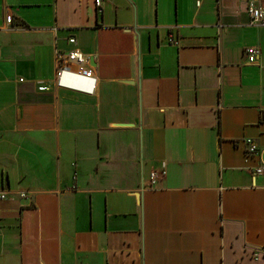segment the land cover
<instances>
[{
    "label": "crops",
    "instance_id": "obj_1",
    "mask_svg": "<svg viewBox=\"0 0 264 264\" xmlns=\"http://www.w3.org/2000/svg\"><path fill=\"white\" fill-rule=\"evenodd\" d=\"M102 1L0 0V264H264V0Z\"/></svg>",
    "mask_w": 264,
    "mask_h": 264
},
{
    "label": "built area",
    "instance_id": "obj_2",
    "mask_svg": "<svg viewBox=\"0 0 264 264\" xmlns=\"http://www.w3.org/2000/svg\"><path fill=\"white\" fill-rule=\"evenodd\" d=\"M102 0H95L96 8L99 12H102L101 5ZM248 13L250 16V24L252 26H264V6L250 1L248 2ZM69 44L73 48L67 53H56V72L53 82L59 88H68L69 85L66 83L68 77L81 78L93 82L92 92L96 89V78L94 76L92 68L89 67V57L84 55L76 48L75 38L69 39ZM170 44H173V40H170ZM245 55L249 63L253 64L259 58L260 52L257 48L248 47L245 49ZM40 90L44 91L45 87H40ZM247 145V152L250 155L256 154L258 152V147L252 140L245 141ZM255 175H264V167H259L254 171ZM165 172L162 171L161 175L164 176ZM160 175L153 172L150 175L151 186H154L159 180ZM11 192L0 191V200H4L9 197ZM20 198L26 199V194L21 193Z\"/></svg>",
    "mask_w": 264,
    "mask_h": 264
}]
</instances>
